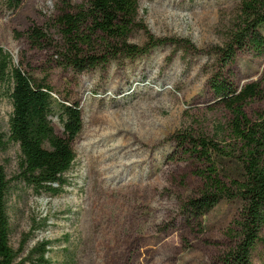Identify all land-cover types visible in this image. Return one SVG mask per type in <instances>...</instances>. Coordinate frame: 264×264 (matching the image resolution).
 <instances>
[{"label":"rangeland","instance_id":"rangeland-1","mask_svg":"<svg viewBox=\"0 0 264 264\" xmlns=\"http://www.w3.org/2000/svg\"><path fill=\"white\" fill-rule=\"evenodd\" d=\"M238 2L141 0L146 30L136 31L131 42L144 44L147 32L172 41L149 54L77 72L58 63L60 38L51 25L56 0H21L15 8L0 0V47L15 65L53 85L56 96L78 102L83 116L61 193L36 192L17 177L18 143L0 150L10 179L14 249L30 234L26 248L53 241L52 264H219L234 245L240 203L223 200L199 223L187 220L182 205L202 180L196 163L180 158L173 134L189 130L213 137L229 119L209 78L217 70L213 49L225 40ZM32 25L47 30L49 41L33 45L26 36ZM231 67L238 87L261 84L263 96L245 107L254 118L264 110V60L240 52ZM12 112L10 95L2 91L0 129L6 138ZM50 119L62 134L59 119ZM253 264H264V229Z\"/></svg>","mask_w":264,"mask_h":264},{"label":"trees","instance_id":"trees-1","mask_svg":"<svg viewBox=\"0 0 264 264\" xmlns=\"http://www.w3.org/2000/svg\"><path fill=\"white\" fill-rule=\"evenodd\" d=\"M6 1L10 8L21 4V0ZM140 1L56 0L51 25L60 38L59 65L84 72L149 54L172 41L147 32L144 44L131 42L136 31L146 30L139 14ZM26 36L35 46L50 38L47 30L37 25L30 26ZM186 41V46L191 45ZM213 52L217 70L209 78V86L229 119L213 137L189 130L173 134L180 158L193 160L195 174L202 180V187L187 198L182 209L189 222L199 223L221 201H238L234 245L218 261L253 264L264 229V110L252 118L245 107L250 100L262 97L263 90L259 81L238 87L231 66L240 52H251L264 60V0H239L225 40ZM2 91L9 93L13 112L8 138L0 129V150L11 141L18 143L21 159L17 177L36 192L61 193L76 158L73 142L83 127L79 103L56 96L53 85L15 65L11 54L0 47V98ZM51 116L62 123V134L55 131ZM9 189L10 179L0 163V264H52V240L37 241L26 248L30 234H25L17 250L11 245Z\"/></svg>","mask_w":264,"mask_h":264}]
</instances>
